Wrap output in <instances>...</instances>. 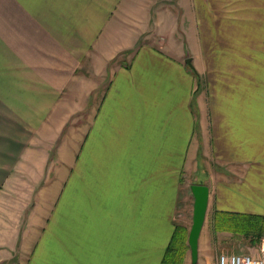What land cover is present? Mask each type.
<instances>
[{"label": "crops", "instance_id": "crops-1", "mask_svg": "<svg viewBox=\"0 0 264 264\" xmlns=\"http://www.w3.org/2000/svg\"><path fill=\"white\" fill-rule=\"evenodd\" d=\"M256 46L264 0H0V264H161L194 184L218 264L215 213L264 215Z\"/></svg>", "mask_w": 264, "mask_h": 264}, {"label": "trees", "instance_id": "trees-1", "mask_svg": "<svg viewBox=\"0 0 264 264\" xmlns=\"http://www.w3.org/2000/svg\"><path fill=\"white\" fill-rule=\"evenodd\" d=\"M213 229L229 232L251 246H258L264 241V215L217 212L213 217ZM189 249L188 231L177 225L161 264H184Z\"/></svg>", "mask_w": 264, "mask_h": 264}, {"label": "water", "instance_id": "water-1", "mask_svg": "<svg viewBox=\"0 0 264 264\" xmlns=\"http://www.w3.org/2000/svg\"><path fill=\"white\" fill-rule=\"evenodd\" d=\"M186 64L194 69L192 58H188ZM191 192L194 197V212L188 236V245L190 248L191 264H198L199 242L207 217L210 191L207 185L194 184L191 186Z\"/></svg>", "mask_w": 264, "mask_h": 264}, {"label": "rangeland", "instance_id": "rangeland-1", "mask_svg": "<svg viewBox=\"0 0 264 264\" xmlns=\"http://www.w3.org/2000/svg\"><path fill=\"white\" fill-rule=\"evenodd\" d=\"M220 17L222 18L224 16L220 15ZM221 32H223V31H221ZM262 48H263L262 46L253 47V49H254L253 50L254 52L252 53L253 54V60H252V72L253 73H260V72L264 73V51H263V55H262L261 54ZM256 50H257V52H256ZM257 54L260 56L261 60L259 59V56ZM187 186H188V184H187ZM186 189H187V187H186ZM191 225H192V221H189V227L186 228L188 231V236H189V232L191 229ZM216 233H229V232L218 231ZM224 238L221 239L223 242L220 243L221 246L219 247V252H221V254L222 253H242V254L255 255L253 253V252H255L254 248H258L257 246H251L244 239L239 238V237H234L233 235L231 237L226 236L225 241L223 240ZM184 264H191L190 249L188 250V252L186 254Z\"/></svg>", "mask_w": 264, "mask_h": 264}, {"label": "built area", "instance_id": "built-area-1", "mask_svg": "<svg viewBox=\"0 0 264 264\" xmlns=\"http://www.w3.org/2000/svg\"><path fill=\"white\" fill-rule=\"evenodd\" d=\"M218 264H264V254L255 256L242 253H222L218 257Z\"/></svg>", "mask_w": 264, "mask_h": 264}]
</instances>
